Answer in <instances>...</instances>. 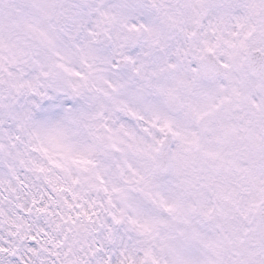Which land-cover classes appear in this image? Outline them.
I'll return each mask as SVG.
<instances>
[{
  "label": "snow or ice",
  "instance_id": "1",
  "mask_svg": "<svg viewBox=\"0 0 264 264\" xmlns=\"http://www.w3.org/2000/svg\"><path fill=\"white\" fill-rule=\"evenodd\" d=\"M0 264H264V0H0Z\"/></svg>",
  "mask_w": 264,
  "mask_h": 264
}]
</instances>
